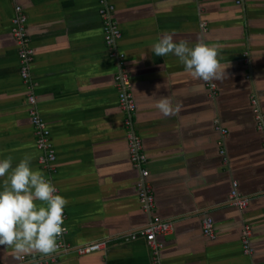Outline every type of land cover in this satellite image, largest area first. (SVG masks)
Here are the masks:
<instances>
[{
    "label": "crops",
    "instance_id": "1",
    "mask_svg": "<svg viewBox=\"0 0 264 264\" xmlns=\"http://www.w3.org/2000/svg\"><path fill=\"white\" fill-rule=\"evenodd\" d=\"M124 55L138 104L135 131L148 156L156 195L155 216L171 224L159 237L160 264H264V0H112ZM28 18V83L13 35L15 8ZM99 0H0V160L16 167L34 155L33 170L59 187L67 199L66 242L107 241L105 250L79 256L70 251L25 254L51 264H153L147 241H126L150 226L132 162L125 114L120 108L117 64L105 47ZM164 33L175 42L215 45L224 70L210 96L206 82L193 79L179 59L159 57L151 46ZM159 85V86H158ZM158 86V87H157ZM202 87L203 91H194ZM32 92L57 153V173L41 163L28 104ZM167 97L174 115L156 102ZM226 128L224 135L218 130ZM238 183L247 209L230 202ZM2 190V179H0ZM38 205L40 202H37ZM214 221L215 238L203 234ZM252 230V258L244 232ZM22 256V257H23ZM0 263L26 264L0 246Z\"/></svg>",
    "mask_w": 264,
    "mask_h": 264
},
{
    "label": "clouds",
    "instance_id": "2",
    "mask_svg": "<svg viewBox=\"0 0 264 264\" xmlns=\"http://www.w3.org/2000/svg\"><path fill=\"white\" fill-rule=\"evenodd\" d=\"M173 36L164 33L151 46V51L159 57L176 56L193 79L204 82L223 79L224 70L217 59L215 45L197 41L189 47L186 41L175 42ZM156 108L165 117L179 110V106L174 108L167 97H161ZM32 159L34 155L25 154L14 168L11 156L0 160V246L11 248L16 259L25 254L55 253L58 238L66 231L62 225L68 201L56 194V187L41 171L30 167Z\"/></svg>",
    "mask_w": 264,
    "mask_h": 264
},
{
    "label": "built area",
    "instance_id": "3",
    "mask_svg": "<svg viewBox=\"0 0 264 264\" xmlns=\"http://www.w3.org/2000/svg\"><path fill=\"white\" fill-rule=\"evenodd\" d=\"M100 1V16L103 20V30L105 47L109 50L110 57L115 59L117 64V73L115 75L116 88L119 92L120 108H122L125 114V123L128 128L129 139H130V151L131 159L136 168L141 172V178L137 184L138 193L141 205L145 212L153 216L152 223L150 226L139 230L138 232L129 234L125 237L126 241H136L143 238L147 241L154 254V263L160 264L159 257L162 249V244L159 243L160 236H166L172 232L171 224L164 222L161 217L155 216L154 211L156 209V195L154 186L149 181L150 171L147 168L148 156L144 151L143 143L139 135L135 131V114L138 111V104L136 99H134L132 93V81L131 76L125 68L124 55L119 54L115 51L117 42L122 37V33L117 26V22L114 17V3L112 0H99ZM13 35L17 42L18 53L20 62L22 65L21 76L28 83L30 78L29 64L34 53V49L30 48V39L28 35V18L25 15L21 7L15 8V17L12 21ZM210 96L215 98L217 96V88L214 83L206 82ZM28 104L30 105V114L33 123L34 133L36 136L37 147L41 152L40 163L44 168L50 170L53 174L57 173V153L52 141V134L50 128L41 115L38 106L37 98L34 93L30 92L28 95ZM255 114L260 121L261 127L264 124V115L261 113L259 104L257 100L253 101ZM218 130H220L224 135L228 133L226 128H221L218 125ZM56 187V194H60L59 187ZM230 202L232 205L236 206L238 209H247L249 207L250 201L248 199L242 198L238 192V183H233L232 192L230 195ZM67 218V213L63 211V219ZM203 234L208 238H215L214 233V221L212 218L208 217L203 220ZM62 227H65L63 223ZM66 231L63 233L62 237L58 238V250L54 253L58 254L60 251H70L73 254L79 256H85L93 254V252L105 250L107 247V241H96L88 243L85 245H71L66 242L65 236ZM252 230L248 227L244 232V249L246 255L250 258L254 256V249L251 244ZM22 260L27 264L32 262L27 256H23ZM56 261V257L53 256L51 260H41L34 259V264H51ZM5 264V263H0ZM254 264V263H252Z\"/></svg>",
    "mask_w": 264,
    "mask_h": 264
}]
</instances>
